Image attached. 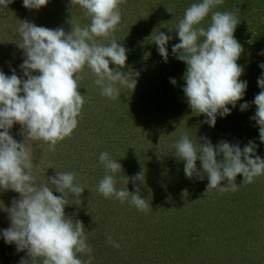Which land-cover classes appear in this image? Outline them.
<instances>
[{
	"label": "rangeland",
	"instance_id": "rangeland-1",
	"mask_svg": "<svg viewBox=\"0 0 264 264\" xmlns=\"http://www.w3.org/2000/svg\"><path fill=\"white\" fill-rule=\"evenodd\" d=\"M188 3L190 0H122L121 23L110 37L97 40L107 44L115 39L127 49L122 71L139 73L136 87L132 92L121 89L118 99H110L101 94L95 75L85 67L78 89L85 100L78 126L56 144L54 151H49L47 143L22 135L19 124L10 130L18 142L24 139L31 145L32 162L39 169L38 183L47 182L57 170L75 173L87 188L80 204L70 197L65 213L83 223L92 264H264V175L252 183H242L238 174L236 191L207 190L206 174L203 180L186 178L184 162L175 156L173 148L183 134L200 143L207 137L213 145L229 141L243 147L253 140L258 145L257 154L264 158L258 126L250 120L256 111L250 99L260 89L257 79L262 69L258 65L264 62V55H258V43L264 41V15L254 13L257 7L245 14L238 11L240 7L220 5L214 9L231 12L239 20L235 32L242 33L243 51L237 63L245 74L253 69L257 76L256 85L245 92L231 114L217 117L215 126L209 127L203 122L204 115L193 112L184 94H178L185 84L181 77L186 65L174 60L176 54L171 49L179 40L173 27L179 16L183 18L181 10ZM21 21L49 29L63 28L68 33L71 25H88L90 17L77 0H49L39 10L26 9L22 0H14L8 8H0V70L6 75L13 69L21 75L22 50L16 46V29ZM202 23L207 27L210 18ZM159 32L174 37L167 45L166 63L154 43ZM146 50L150 54H145ZM169 78L177 83L172 85ZM168 91L172 93L169 98L164 94ZM245 101L249 107L240 111L239 105ZM101 152H108L122 166V172L117 173L118 189L126 187L134 192L133 183L126 184L125 177L143 173L144 182L137 181L136 187L152 210L140 211L128 201L105 198L97 191L98 182L106 174L99 162ZM196 163L199 168V161ZM49 164L53 168L47 169ZM54 195L60 194L54 191ZM18 196L12 190H0V229L10 226L7 209ZM260 198L262 203L257 200ZM235 232L240 237L226 239V234ZM109 238L119 247H114ZM24 256L25 252H17L15 245L0 239V264H18Z\"/></svg>",
	"mask_w": 264,
	"mask_h": 264
},
{
	"label": "clouds",
	"instance_id": "clouds-1",
	"mask_svg": "<svg viewBox=\"0 0 264 264\" xmlns=\"http://www.w3.org/2000/svg\"><path fill=\"white\" fill-rule=\"evenodd\" d=\"M14 0H0V8H8ZM49 0H22L24 8L39 10ZM90 17L86 26L71 25V31L63 28L49 29L29 21H21L16 31L22 50L21 75L13 69L11 75L0 70V190H12L18 198L7 209L10 226L0 229V239L15 245L17 252H25L18 264H92V249L87 243L81 221L73 220L65 213L68 201L81 203L86 187L78 182L73 172L55 171L47 182L38 183L39 169L32 162V147L14 139L10 130L21 126V134L31 140L48 144L54 151L58 142L69 137L78 126V118L85 103L78 89L80 73L87 67L95 75V84L101 94L118 99L121 89L136 87L138 72L122 71L127 60V49L111 39L107 44L97 38H108L121 23L122 0H77ZM224 0H195L184 11L183 18L173 27L179 43L172 46L175 58L186 65L182 88L187 103L203 121L214 127L217 117L230 115L241 101L248 82L240 79L244 68L237 63L243 51L234 38L239 22L227 11H215ZM210 15L207 27L202 25ZM172 28H169L171 32ZM174 37L165 32L156 33L154 43L158 54L166 63L168 43ZM258 55H264L261 50ZM114 65L110 68L109 65ZM257 79L260 92L251 102L256 111L250 120L259 129V141L264 143V62ZM38 73V74H33ZM172 85L175 78H169ZM231 106V107H229ZM249 102L239 105L245 111ZM203 143L183 134L174 143L175 156L184 162L186 178L203 180L207 176V190L236 191L239 174L242 183H252L264 175V158L257 154L258 145L221 141L213 145L207 137ZM218 157H222L219 158ZM197 161L200 167L197 168ZM99 162L106 174L98 182L97 191L105 198L121 203L128 201L140 211L152 210L139 193L136 182H144L143 173L125 177L135 191L116 187L117 173L122 166L108 152H101ZM48 168H53L50 164ZM55 169V168H54ZM226 181L225 184L221 182ZM206 190V191H207ZM54 191L60 195H54ZM114 247L119 244L111 241ZM87 256V259H83Z\"/></svg>",
	"mask_w": 264,
	"mask_h": 264
},
{
	"label": "trees",
	"instance_id": "trees-1",
	"mask_svg": "<svg viewBox=\"0 0 264 264\" xmlns=\"http://www.w3.org/2000/svg\"><path fill=\"white\" fill-rule=\"evenodd\" d=\"M260 1H263V4H260ZM195 2V0H190V3L186 4L187 7H189L191 5V3ZM220 6V5H219ZM218 6V7H219ZM260 6V7H258ZM221 7H240V10H238L240 13L243 12V14L247 13L248 10L250 9H254L256 8V10L254 9V13L256 15L258 14H261V15H264V0H224L223 4H221ZM182 12L185 11V8H183L181 10ZM250 12V11H249ZM210 18V15L209 17ZM182 18L179 16V20L180 21ZM206 20H209V19H206ZM205 23V22H204ZM202 23V24H204ZM239 30V29H237ZM240 30H243V28H240ZM234 38H236V40L241 44V36H242V33H238V32H235L234 34ZM261 47H260V50H264V41L258 43ZM150 50H146V53L145 54H150L149 52ZM174 56V55H173ZM172 56V57H173ZM130 57V56H129ZM174 60H177V59H174ZM179 61V60H178ZM245 65H247V63H245ZM250 67L252 66V64L250 63L249 65ZM252 68V67H251ZM257 76V72L253 71V69L250 70V73L249 74H245L243 73V76L240 78V79H243V80H246L248 82V85H247V89L246 91H248L250 88H252L253 84H255V78ZM182 78V77H181ZM256 85V84H255ZM256 92H260V89L259 90H256ZM164 94H167V98H169V96L172 94L171 91H168V92H164ZM178 94H180V96L183 94L182 91H179ZM164 98V97H163ZM251 101H253L252 99H250ZM145 120V119H144ZM143 120V121H144ZM150 137V136H149ZM248 185V184H247ZM249 186V185H248ZM262 196V194H260ZM259 196V195H258ZM263 197V196H262ZM259 203H262V198L260 199H257ZM258 203V204H259ZM264 203V201H263ZM263 205V204H262ZM264 206V205H263ZM222 223L225 225V223L223 222L222 220ZM226 226V225H225ZM233 226V225H231ZM219 227V226H218ZM221 227V226H220ZM234 229V228H233ZM223 229H221L219 232H221ZM226 232V231H225ZM226 239L229 240V241H234V238H237V237H240L239 234L237 232L234 233V235L232 233H230L229 235L226 234ZM239 240V239H238Z\"/></svg>",
	"mask_w": 264,
	"mask_h": 264
}]
</instances>
